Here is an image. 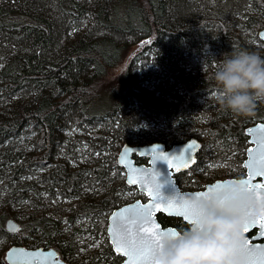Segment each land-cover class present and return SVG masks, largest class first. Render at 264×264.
I'll use <instances>...</instances> for the list:
<instances>
[{"label":"trees","instance_id":"trees-1","mask_svg":"<svg viewBox=\"0 0 264 264\" xmlns=\"http://www.w3.org/2000/svg\"><path fill=\"white\" fill-rule=\"evenodd\" d=\"M262 27L264 0H0V240L34 238L26 246L55 247L70 262L79 241L67 230L84 232L80 220L107 236L109 214L125 202L107 187L124 171L118 155L127 142L172 146L197 137L196 165L218 160L223 149L244 160L245 129L264 121V103L249 116L224 110L213 99L212 77L234 50L264 56ZM135 43L140 63L128 62L120 87L101 102V80ZM81 152L86 161L73 164ZM32 162L45 169L39 181ZM98 187L101 196L89 193ZM9 217L20 222L18 232L4 226ZM158 218L181 232L190 228L179 217ZM121 260L108 239L90 257L92 264ZM0 264H8L4 252Z\"/></svg>","mask_w":264,"mask_h":264},{"label":"clouds","instance_id":"clouds-1","mask_svg":"<svg viewBox=\"0 0 264 264\" xmlns=\"http://www.w3.org/2000/svg\"><path fill=\"white\" fill-rule=\"evenodd\" d=\"M212 78L217 86L213 99L224 110L249 116L264 103V56L258 52L241 49L223 56ZM235 188L238 192L239 186ZM229 197L222 206L201 201L198 222L173 239H163L154 264H247L242 232L245 214L239 209L246 201L250 213L260 215L264 200L251 195L242 200L231 193L216 199Z\"/></svg>","mask_w":264,"mask_h":264},{"label":"snow or ice","instance_id":"snow-or-ice-1","mask_svg":"<svg viewBox=\"0 0 264 264\" xmlns=\"http://www.w3.org/2000/svg\"><path fill=\"white\" fill-rule=\"evenodd\" d=\"M260 37L264 39V33H260ZM264 128V125H261ZM249 131H253L249 129ZM194 145H188L186 149L182 150L180 154L169 156L163 151H158L159 154L154 157V168L148 175L150 180H146L144 183L145 190L150 196L152 201L147 205L130 206L131 210H135L132 213V218L127 219L122 227V231L125 234L123 237L116 233L117 243L124 249V254L129 257L128 264H154V255L161 248V241L163 239H173L178 236L179 232L170 229L168 231H161L160 226L154 221V212L158 210L174 211L176 215L182 216L184 220L190 221L194 226L202 214V208L200 206L201 201H204L208 205L219 204L229 202L232 197L224 201L216 199L221 194L231 193L233 195H239L243 200L245 197L251 195L256 200H264V184L253 183V178L256 176H264V154H262L259 160L252 161V165L255 166V171H251L246 179L239 181H226V184H238L239 190L236 188L222 189L217 185H212L209 190L204 193L185 194L180 195L178 189L175 187V181L172 179L171 172H168V179L161 180V173L156 169V161H166L168 170L175 167L176 171H180L181 167L187 168L189 163L192 162V158L189 155L187 159H184L185 152H190ZM264 146V142H262ZM249 151H253L249 149ZM181 161L177 164L176 161ZM244 167H250L249 162L244 164ZM141 170L133 169L132 175L129 177L128 182L130 184H136L138 181L136 178L137 173ZM148 172V170H144ZM169 189L168 194H165L164 189ZM160 204L165 205V209L160 208ZM130 209H123L122 212H128ZM240 212L245 214V220L242 227V232L245 234L249 231L250 227L258 226L260 235H264V210L261 211L259 219L256 215L250 213L249 206L245 201L239 209ZM119 215L114 213L113 218ZM109 232L112 233L113 229L109 228ZM244 253L247 256V264H264V246H253L251 242L245 238L244 240ZM33 256H37V253H33Z\"/></svg>","mask_w":264,"mask_h":264},{"label":"water","instance_id":"water-1","mask_svg":"<svg viewBox=\"0 0 264 264\" xmlns=\"http://www.w3.org/2000/svg\"><path fill=\"white\" fill-rule=\"evenodd\" d=\"M260 33H264V27L259 31L258 34L259 38L262 41H264V39L260 37ZM261 125H264V121H258L253 124H250L245 129V133L248 135V141L250 143V146L247 149L246 158L243 162V166L246 162H249L250 164V167H245L246 175L242 177H228L224 179H218L212 183H209L204 189H200V190H183L178 184L175 177L177 173L181 171L189 170L190 168L196 165V162L198 161V153L202 146V142L197 137H191L186 141L175 143L171 147L170 146L167 147V145L161 141H156L146 144H132L128 142L124 143L119 151L118 164L120 167L124 168L125 170L126 182L131 186L137 187V189L143 192L147 198L146 199L137 198L132 202H128L124 205H121L115 208L109 215L108 227H107L108 239L115 254L122 256L123 258L120 264H128L129 257L124 254V249L118 245L116 233H119L122 237L125 235L122 231V227L127 219L132 218V213L133 211H135V210H131L130 206L136 205L137 203H139L140 205H147L152 201V196H150L148 192L145 190L144 183L146 180H150V176L148 175V173H150L151 170L154 168V164H153L154 157L159 154L158 151H153V149L161 150L169 156L172 155L178 156L182 150L187 148L188 145H194L191 148L190 152H185L184 154V159H187L188 156L190 155L192 158V162L189 163V166L187 168L181 167L180 171H176L175 167L168 170L166 161L163 160L156 161V169L161 173L160 179L162 181L167 180L168 172L170 171L172 175V179L175 181V187L176 189H178V193L180 195L207 192L210 186L217 185L218 182H219V187L222 189L235 188L238 186V184H226L224 182L239 181L241 179H246L251 171H255V166L252 165V161L259 160L260 156L264 154V146H262V142H264V128H262ZM249 129H252L253 131L250 132ZM249 149H252L253 151L250 152ZM134 154L148 157V162L146 163L137 162L136 158L134 157ZM176 163L180 164L181 161L178 160L176 161ZM133 169L141 170L134 177L138 181L136 184H130L128 182L129 177L132 175ZM144 170H148V172H144ZM252 182L264 184V176H256L253 178ZM164 191L165 194L167 195L169 189L166 187ZM160 208L165 209V205L160 204ZM123 209H130V211L122 212L121 210ZM114 213L119 214L115 217V219L113 218ZM159 213H163L167 216L179 217L184 220L182 216H178L175 214L174 211L170 212L168 210H158L154 212V221L156 224L160 226L161 231L166 232L170 229H173L179 233H182L175 226H164L158 218ZM256 217L259 219V215H256ZM184 221L188 223L190 227L193 226L190 221H186V220ZM6 228L11 232H16L20 229V223L14 218H9L6 221ZM109 228L113 229L112 233L109 232ZM259 233L260 230L258 226L250 227L249 231L245 233V236L253 246L256 245L264 246V235H260ZM33 253H37L38 255L33 256L32 255ZM5 259L8 262V264H69L66 259L60 256V252L55 247H42V246L27 247L25 245H20V244H16L9 247L6 250Z\"/></svg>","mask_w":264,"mask_h":264},{"label":"rangeland","instance_id":"rangeland-1","mask_svg":"<svg viewBox=\"0 0 264 264\" xmlns=\"http://www.w3.org/2000/svg\"><path fill=\"white\" fill-rule=\"evenodd\" d=\"M138 45H139V43H135L131 47V51H130L131 53L129 55V58L126 59L124 62L120 63L117 67L111 69L109 71V73L107 74V76L101 80L100 85H99V87L103 89V91L101 92V102L103 99L109 98V95L111 94V92L114 89L117 90L120 87V85H121L120 74L125 69L126 64L132 60H134L135 64L137 62H138V64L140 63L139 59L136 58L137 56L134 53V52H136L134 50H136L138 48ZM254 46H256L255 47L256 51H259V50L261 52L263 51V47L260 45H257V43ZM103 106H107V104L102 103V105H100L99 107L103 108ZM257 120L258 119L251 121L248 125L255 123ZM148 127L151 130H158L154 124H150V125H148ZM162 129H163V127L160 126L159 130H162ZM34 137H35V135L32 134V138H34ZM188 139H189V137H188ZM151 142H156V140L146 141V143H151ZM130 143L136 144L137 142L134 141V142H130ZM26 144L31 145L30 143H26ZM249 146H250V143H249V141H247V147L246 148L248 149ZM30 149H31L30 151H32L33 154L39 153V151H35V148L32 145H31ZM247 149H246L245 155L247 154ZM223 150H225V152L222 151V155L218 160H216V161L208 160L207 162H203L201 164L195 165V168H193V170H191L190 172H185L184 173L185 175L180 177L181 184L183 185V190L204 189L209 183H212L218 179H224V178H228V177H236L237 176L236 174L238 172L243 174V176L246 175L245 167L243 165L242 166L239 165L237 168H235L236 165L234 162L235 159H237V160L239 159V155H243V156H240V158L242 157L241 160L244 162V160H245V159L243 160L244 154H240V153H238V151L230 154L229 149H223ZM215 154H216V152H214V155ZM79 156L81 157V158L79 157V161H77L73 164L78 165V163H84L86 161V159H87L86 153L81 152L79 154ZM31 157H29V160ZM33 159L34 158H32L31 160H33ZM35 163L36 162H32V164H33L32 166L34 167L35 172L33 171L31 177L34 178L35 180L39 181L42 179V176L45 172V169H43L42 166H40V165L39 166L36 165ZM31 169L33 170V168H31ZM234 170H237V171H234ZM33 174H34V176H33ZM114 174H115V172L112 175L114 176ZM125 181H126L125 170L123 172L118 170L116 173V176H114V180L111 181L107 187L108 189L115 191V193L117 195L121 196L120 198L125 200V202L121 205H124L128 202H132V201L136 200L137 198H142V199L147 198L144 195V193L139 191L137 189V187H135V186H132V187H134L133 189L125 188L123 186ZM42 186H44V185H42ZM188 187H192V188L197 187V188L188 189ZM198 187H200V188H198ZM104 192H105V189H103L102 187H98L96 189L91 188V190L89 191L90 194H97V196L98 195L101 196ZM45 194L47 195V193H45ZM60 202L66 203L67 201L66 200H63V201L58 200V201H55L54 204L60 206V204H61ZM93 223H94L93 221L91 222L90 220L82 219V220H80L79 226L82 227V230L84 232L77 233V232H75V230H72V229L67 230V232H68L67 236H69L70 234H73V238H75V240L79 241L78 253L74 254V256H72V258L69 259V261L71 263L74 260L84 259L82 264H90L91 263V261H90L91 255H93L95 252H103V250L105 248V241L108 239V233L106 236L105 233H103V231L101 230V227L99 226L100 227V229H99L95 226V224L92 225ZM4 226H5V221H4ZM107 227H106V231H107ZM8 237L11 240H18L19 235L12 234L11 236H8ZM22 239H23V237H22ZM33 240H34V238L26 237V238H24V241H22V242L17 241L16 244L27 245L30 242H32ZM11 245H12V243L6 239L0 240V252H4V256H5V251ZM85 245H87V246H85ZM120 257L122 258V256H120ZM103 259H105V256L102 257V260ZM122 260H123V258H122ZM70 262H68V263L70 264Z\"/></svg>","mask_w":264,"mask_h":264},{"label":"flooded vegetation","instance_id":"flooded-vegetation-1","mask_svg":"<svg viewBox=\"0 0 264 264\" xmlns=\"http://www.w3.org/2000/svg\"><path fill=\"white\" fill-rule=\"evenodd\" d=\"M166 144V143H165ZM167 145V144H166ZM167 147H169V145H167ZM134 157L136 158V161L138 162V158H140L141 160H144L145 161V163L146 162H148V157H146V156H139V155H137V154H134ZM143 161V162H144ZM191 169V168H190ZM189 170H186V171H181V172H179V173H177L176 175H175V177H176V180L178 181V178L180 179V177H182V176H184L185 174V172H188ZM198 188H200V187H198ZM20 228H21V226H20ZM254 232H256V231H254ZM253 232V233H254Z\"/></svg>","mask_w":264,"mask_h":264}]
</instances>
